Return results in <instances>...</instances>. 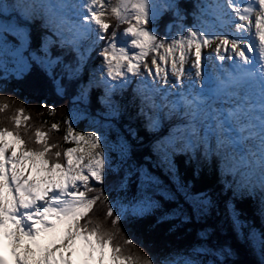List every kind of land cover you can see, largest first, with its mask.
<instances>
[{"label":"snow or ice","instance_id":"1","mask_svg":"<svg viewBox=\"0 0 264 264\" xmlns=\"http://www.w3.org/2000/svg\"><path fill=\"white\" fill-rule=\"evenodd\" d=\"M165 13L172 20L161 33L157 20ZM190 14L192 23L185 24L178 0H0V91L34 74L61 97L75 83L76 118H87L77 105L89 104L96 90L106 118L127 112L149 133L167 123L166 134L151 140V149L191 202L195 217L205 215L212 201L206 193L190 196L179 183L177 155L185 156V163L194 161L197 175L201 166L215 165L234 198L258 195L264 216V0H193ZM206 47L213 51L203 53ZM93 53L95 66L89 64ZM5 108L0 105V111ZM22 113L17 109L11 118L14 129L0 127V264H226L236 259L228 243L198 245L189 249L191 256L173 252L163 259L125 254L124 245L135 238L124 236L117 225L162 208L147 191L158 179L143 166L127 165L131 146L123 137L113 165L115 146L100 129L77 131L76 118H65L62 139L75 146L61 150L40 128L34 139L27 127L22 135V119H29ZM50 130L59 131L60 122ZM127 131L137 138L135 128ZM122 166L124 176L113 186L109 175ZM133 172L139 173V184L129 198ZM97 202L104 221L93 218ZM229 211L238 238L259 250L264 264V235L249 228L245 237L247 225L231 201ZM177 217L190 219L178 207L162 212L157 222ZM199 235L207 238L206 232Z\"/></svg>","mask_w":264,"mask_h":264},{"label":"trees","instance_id":"2","mask_svg":"<svg viewBox=\"0 0 264 264\" xmlns=\"http://www.w3.org/2000/svg\"><path fill=\"white\" fill-rule=\"evenodd\" d=\"M115 3V0H113ZM180 8L184 11L186 21L191 24L192 16L191 11L193 7V0H178ZM108 19L114 20V18L108 17ZM172 17L170 14H163L157 20L159 30L165 29L166 24L170 23ZM124 25H121L123 28ZM55 52L56 49H53ZM95 63L91 64L95 66L97 58L94 59ZM84 80H87V72L84 74ZM13 89H18L14 91ZM75 93V83L68 86L65 95L58 96L55 94L51 84L42 76H36L29 74L20 81L12 80L6 90L0 91V105H7L3 111H0V127H8L10 130L14 129L16 125L11 119L16 115L17 109H23L22 116H28L29 119L21 122L20 131L24 134V128H28L29 135L33 136L37 128L48 133L49 140L52 142H58L60 149L63 150L67 147L75 146L70 140L68 142L63 141L62 137L65 130L63 120L70 118L69 114L72 110L73 101L71 97ZM99 93L96 90H92L90 93V103L78 104L80 109L86 111L90 116H100L105 119H112L119 130H121L132 143L131 147V160L137 166L146 164V169L157 173L158 176L169 180L168 177L173 178L165 167L161 166L156 155L151 149V140L166 134L168 125L167 123L155 133H149L142 127L141 119H129V114L126 112L118 118H106L103 115L104 109L97 101V95ZM42 104L52 105L55 108V113L50 114L47 107H41ZM77 105V106H78ZM129 111H132L131 109ZM53 122H60V130H50V125ZM132 127L137 130V138L133 139L127 128ZM79 131H84V121L78 123ZM29 146H35L34 144ZM175 165L177 168V177L179 182H182L184 186L189 188L193 193H206L210 195L214 201L215 206L218 207L219 212L222 214H215L212 211L211 215L195 217L192 213V207L185 205L191 212V218L184 223L179 217L165 220L163 222H157V217L162 212L171 211L167 200H162V204L165 205V209H157L153 213L148 214L137 222L134 223H120L117 226L122 229V234L128 237H134L131 245H124L125 254H139L141 256L148 254L151 257L157 259H163L168 254L176 252H186L192 247L196 246L199 242L198 237L203 226V222L208 223L213 228V233L216 237L224 239H230V245L237 254V264H261L262 261L258 258L249 245L247 239L243 241L240 239L234 240L235 230L232 224L231 216L229 215V201L235 205L236 210L240 213V219L242 221H249L254 228H256L262 235H264V216L260 214L259 196L255 199L247 197L244 199L234 198L231 189H225L223 184L219 180V174L215 165L201 166L199 174H195L196 163H185L186 157L183 155H177L175 158ZM124 172L118 171L109 175V183L115 186V183L122 179ZM136 176L135 174L131 175ZM227 179L231 180L229 176ZM175 180V179H174ZM176 181V180H175ZM138 181L136 178L129 179L128 190L131 195L136 192V184ZM123 192H121L122 194ZM114 194V193H113ZM124 195V194H122ZM167 203V204H166ZM178 206V204L176 205ZM175 206V207H176ZM180 207V206H178ZM102 209L100 202L92 211L94 219L104 221L105 218L102 215ZM111 218H108L110 220ZM198 219L199 221H195ZM203 219V220H202ZM202 224H201V223ZM204 225V224H203ZM111 228L110 223L106 224ZM201 226V227H200ZM244 232L245 237L246 232ZM117 242L122 243L120 236H117ZM209 242V241H208ZM211 243V242H209ZM200 259L204 261L212 260L210 258Z\"/></svg>","mask_w":264,"mask_h":264},{"label":"rangeland","instance_id":"3","mask_svg":"<svg viewBox=\"0 0 264 264\" xmlns=\"http://www.w3.org/2000/svg\"><path fill=\"white\" fill-rule=\"evenodd\" d=\"M164 30H162L160 32L163 33ZM246 42L247 41H245V43ZM212 51H213L212 48H207L206 47V48H203L202 49V52L203 53H208V52H212ZM77 107L80 109L79 105ZM81 110H82L81 114L84 115V116H86L87 118H84V119L76 118L78 114H77L76 109L73 108V106H72V110L70 111L71 116H69L70 119L71 118H76L75 119V125L74 126L76 127L77 131H79L78 123L81 122V121H84V131H93V130H96V129H100V131L105 132V134L107 136L108 142L111 145H114L115 146L111 150V156H112L113 165L117 164L119 162L118 150H119V145H120V137H123V139L126 140L130 144V146L132 147V143H131L130 139L127 138L125 136V134L121 130H119L117 128L116 123L112 119H108L107 120V119H105L103 117H100L98 115L97 116H90L89 114L86 113L85 110H83V109H81ZM96 121H98L99 123H96ZM105 123H109V124L113 125V127L108 128V129H104L102 127V125H104ZM130 151H131V149H130ZM127 165H135V163L131 160V152L129 154V159L127 161ZM127 165H125V166H127ZM145 165L146 164H142L141 166H143L144 168H146ZM125 166H122L119 171L124 172V167ZM135 166L136 167H140V166H137V165H135ZM148 172L151 175L155 176L158 179L159 184L157 186H155V187H158L161 190V192L155 191V187H150L147 191L149 192V194H151L153 196L154 199L158 200L161 203L162 208L165 209L167 207V206L165 207V205L162 204V200H167L168 201L167 203H169L170 210L176 209V208H178V206H180V208H182L183 211L185 213H187V215L191 218V216H192L191 215V212H190V210H189L188 207H185V205L186 206L187 205H190L192 207V204H191V202L189 200H187L185 198V195L182 192H180V191L177 190V181H175L173 178H170V177H168L169 180H165L164 178H161L160 176H158L157 173H155V172H152V171H148ZM133 174H135L136 176H132V177L130 176L128 178V181H129V179L132 180V178L133 179L136 178V180L138 181V183L136 184V192L134 193V195H136V193H137V185L139 184V173L138 172H133ZM179 183L181 185H184L182 182H179ZM187 189H188V194L190 196H195L196 194H198V193L191 192V190L189 188H187ZM162 192L163 193H171L173 195V198H171V199H165L164 195L161 194ZM122 194L125 195L124 192ZM126 194H127V196L129 198H131L132 196H134V195H131L129 192H127ZM207 196L211 199L212 205L208 209V212L205 215H207V216L211 215V213H213L212 211H215V214H219L220 212H219L218 207L215 206L216 204H215L214 199L210 195H208V194H207ZM177 204H178V206H176ZM205 215H203V216H205ZM229 215H230V212H229ZM180 219H182V218H180ZM187 221H189V220H187ZM195 221L198 222L199 220L198 219H195ZM183 222L186 223L185 221H183ZM202 222H203L204 225L200 222L202 224V226H203L201 232H206L207 233V238L206 239H202L200 237V235H199V237H198L199 242L196 243V246H198V245H208L210 247H216V246H219V245H223L225 243L230 244V239L225 238V237H223L224 239H221V238L216 237L215 234L213 233V230L214 229L211 228L210 225L208 226V223L205 222V220L202 221ZM244 222L246 223L247 226L244 227L243 229L245 230L246 236H247L248 231H249V228H253V229H256V228H254L253 225L249 221L244 220ZM235 236L236 237L234 238V240L239 239L236 232H235ZM208 241L211 242V243H209ZM180 253H183L184 256H191L192 255L189 251L180 252ZM254 253L256 255H258V258L260 259V261H262V256H261V253L259 252V250L254 251ZM201 257H204V259H208V258H210L212 260L215 259V257L209 256V255H202V256L201 255H197L196 258L200 259ZM226 264H237V254H236V259L235 260H229V261L226 262Z\"/></svg>","mask_w":264,"mask_h":264}]
</instances>
